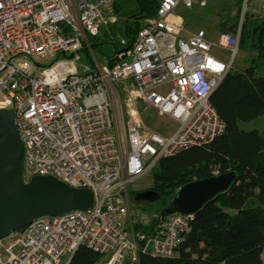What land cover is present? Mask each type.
Instances as JSON below:
<instances>
[{"label": "built area", "instance_id": "1", "mask_svg": "<svg viewBox=\"0 0 264 264\" xmlns=\"http://www.w3.org/2000/svg\"><path fill=\"white\" fill-rule=\"evenodd\" d=\"M114 1L0 0V110L15 113L25 182L54 177L95 195L92 210L36 220L0 240V264H69L80 247L103 255V264H139L142 254L171 259L190 230L193 216L173 214L161 238L137 232L124 196L160 159L224 133L210 96L233 64L211 51L235 59L245 16L263 17L264 0H232L242 3L236 34L227 31L230 8L218 28L191 30L183 10L210 0H162L157 16L139 27L128 59L113 66L85 62L79 74L89 38L116 21ZM47 59L54 62L46 66ZM119 83L177 129L163 134L146 126L137 107L116 121L118 92L110 87ZM144 213L160 215L153 205Z\"/></svg>", "mask_w": 264, "mask_h": 264}, {"label": "trees", "instance_id": "2", "mask_svg": "<svg viewBox=\"0 0 264 264\" xmlns=\"http://www.w3.org/2000/svg\"><path fill=\"white\" fill-rule=\"evenodd\" d=\"M127 0H115L114 12L119 17ZM162 0H137L139 11L126 16L123 48L116 44L117 26L108 28L111 38L100 44L98 36L89 38V46L97 51L105 64L113 66L129 58V51L143 21L155 18ZM230 8L228 32L237 33L242 3L229 0L221 7L219 16ZM239 51L249 53L244 69L229 71L210 96V102L225 123L224 133L210 143L196 146L173 156L160 159L153 167L157 184L168 187L160 190L156 202L163 209L176 189L186 183L208 179L215 174H237L231 190L198 212L190 223V230L182 236L176 257L158 258L140 255L139 264H263L264 250V122L259 128L247 130L248 125L264 119V16L246 14ZM88 49L80 53L92 65ZM133 193V194H132ZM132 197L137 192H132ZM146 203L136 207L135 230L152 238H161L165 221L161 217L148 219ZM148 220V222H141ZM105 257L86 247H80L69 264H103Z\"/></svg>", "mask_w": 264, "mask_h": 264}, {"label": "water", "instance_id": "3", "mask_svg": "<svg viewBox=\"0 0 264 264\" xmlns=\"http://www.w3.org/2000/svg\"><path fill=\"white\" fill-rule=\"evenodd\" d=\"M237 180L235 172L195 180L178 187L160 212L162 221L173 214L195 216L221 195L228 193ZM157 190L136 194L135 200L155 203ZM95 206L89 189H74L54 177L38 176L25 182L24 146L11 109L0 110V240L40 219L61 217Z\"/></svg>", "mask_w": 264, "mask_h": 264}, {"label": "rangeland", "instance_id": "4", "mask_svg": "<svg viewBox=\"0 0 264 264\" xmlns=\"http://www.w3.org/2000/svg\"><path fill=\"white\" fill-rule=\"evenodd\" d=\"M225 0H210L209 4L206 7H201L198 4H196L192 9H185L183 10V16L187 17L189 19V27L193 28L194 30L204 29V28H218L220 23V10L221 7L226 3ZM123 12L119 15H115L116 21L115 23L111 24V27L117 26L118 32L116 34V37L121 36V39L127 42V37L125 36V20L126 16L128 15H134L139 11L137 0H127L126 4L124 5ZM222 19H223V13H222ZM205 22L201 24V22ZM144 22V21H143ZM109 26V28H110ZM201 26V27H200ZM192 29V30H193ZM111 38L110 31L107 27H102L99 31L98 40L100 44H105L104 47L107 49L113 50L114 46L107 44ZM240 38V37H239ZM118 43L116 44L119 48H123L125 44H122L120 39L116 38ZM240 40V39H239ZM91 49V48H90ZM88 49L92 60V64H95V61L100 65H106L105 60H102L101 55L97 51V56L92 52V50ZM211 55L228 65L233 64L231 70L237 71L240 69H244L248 65V58L251 56L249 53L241 52L239 51L238 56L233 59L231 55L223 50L219 49H212ZM46 66L51 65L54 61L53 59H47L42 61ZM88 63L83 55L81 54V59L76 63V70L79 74L83 73L82 64ZM120 62V61H119ZM118 62V63H119ZM89 64V63H88ZM230 70V71H231ZM39 74V73H38ZM113 91L118 92L116 94L117 98V105H113L114 108V118L116 121L119 119L121 122L124 119V115L126 111H132L136 109L138 111L139 116L144 120L146 126L161 132L163 134H169L171 132H174L177 129V123L169 116L162 114L157 109L149 106L148 104L144 103L142 100L138 98H131L127 89L123 85L114 84L110 87ZM264 122V119H260L256 122H252L248 125H243V127L247 130H252L254 128H259V126ZM218 175V174H215ZM30 176L27 175V179H29ZM168 186L166 184H157L153 178V173L150 171L146 174H143L134 184L130 185L126 192V196L124 199L125 205L128 207L130 211V215L132 214V219L134 221H137V214L141 213V210H137L136 207L138 204L142 202H137L135 200L136 194L142 191L146 190H164ZM132 192H137L134 197H132ZM132 193V194H131ZM147 205H153L159 212H161V208L157 205V203H146ZM146 205V206H147ZM160 216V215H159ZM67 257H65L63 263H65ZM262 260L264 264V250L262 252Z\"/></svg>", "mask_w": 264, "mask_h": 264}, {"label": "crops", "instance_id": "5", "mask_svg": "<svg viewBox=\"0 0 264 264\" xmlns=\"http://www.w3.org/2000/svg\"><path fill=\"white\" fill-rule=\"evenodd\" d=\"M203 23H205L204 21L203 22H201V24H203ZM218 26H220V25H218ZM201 27V26H200ZM193 28H191V30H192ZM200 29V28H199ZM204 29H209V28H204ZM194 30V29H193ZM197 30V29H196Z\"/></svg>", "mask_w": 264, "mask_h": 264}, {"label": "clouds", "instance_id": "6", "mask_svg": "<svg viewBox=\"0 0 264 264\" xmlns=\"http://www.w3.org/2000/svg\"><path fill=\"white\" fill-rule=\"evenodd\" d=\"M167 220V219H166Z\"/></svg>", "mask_w": 264, "mask_h": 264}]
</instances>
